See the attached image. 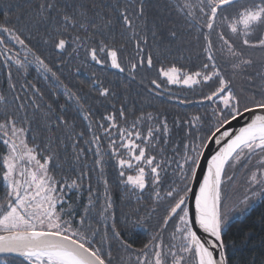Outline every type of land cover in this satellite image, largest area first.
Instances as JSON below:
<instances>
[{"label": "snow or ice", "instance_id": "snow-or-ice-1", "mask_svg": "<svg viewBox=\"0 0 264 264\" xmlns=\"http://www.w3.org/2000/svg\"><path fill=\"white\" fill-rule=\"evenodd\" d=\"M135 7L138 10L130 11L128 5L121 8L116 3L108 11L97 0H76L68 6H61L59 0H43L31 24L51 21L43 32L36 27L44 46L59 54L68 52L71 45H75L73 52L83 47L96 65L127 72L135 80L139 70L155 67L154 57L160 60L170 51L155 43L156 25L151 33L154 44H148L146 31L141 32V27L146 29L144 0H136ZM172 7L187 26V39L178 35L174 25L168 29L169 43L179 40L194 45L199 69L193 72L175 62L162 65L146 87L160 94L157 90L167 91L169 85L199 86L201 103L209 105L204 114L174 120L177 128L186 129L177 143H172V128L163 110L136 114L125 98L119 109L113 105L111 111L97 115L89 103L90 94L115 97L111 84L105 86L93 73L87 93L74 88L32 43L35 37L29 28L13 24L7 15L0 21V59L5 66L15 64L18 71L27 73L29 66L35 65L36 72L53 88L63 89L87 122L86 130L77 131L75 122L64 115L66 105H60L57 112L52 103H41L44 94L32 81L20 84L28 99L14 95L9 100L17 89L9 73L8 94H0V145L6 149L0 152V181L5 189L0 198V253L16 254L21 264H117L112 252L115 242L118 249L135 256V264H227L223 237L229 213L242 205L246 210L252 200L264 198V0H176ZM115 20L122 22L119 33ZM142 20L143 24L137 23ZM133 41L135 53L125 57ZM20 50L25 53L23 59ZM237 77L241 79L239 89L235 87ZM28 107L33 109V118L36 112L41 113L50 133L43 143H35V135L33 142L27 139L32 120L21 113H27ZM57 128L60 136L55 134ZM89 134L84 143L95 145L94 163L100 170L97 179H103L104 156L110 153L116 160L119 184L127 193L125 199H134L138 205H129L123 223L139 216L132 225L135 230L153 215L157 217L141 248H133L124 239L125 232L115 220L110 232L101 235L99 228L86 223L87 216L77 222L65 209L64 192L79 189L84 179L90 181L92 176L84 170L75 176L56 175L54 169L67 163V156L60 159L61 149L66 147L64 137L82 140ZM73 149L78 164L86 150L75 142ZM241 167L245 179L239 185L235 172ZM103 183L105 201L98 215L107 220L114 204L109 182L104 179ZM227 185L234 186L231 196L225 191ZM149 189L152 205L146 216H140L139 205ZM189 196L193 197L191 207ZM89 211L86 207L85 212Z\"/></svg>", "mask_w": 264, "mask_h": 264}, {"label": "trees", "instance_id": "trees-1", "mask_svg": "<svg viewBox=\"0 0 264 264\" xmlns=\"http://www.w3.org/2000/svg\"><path fill=\"white\" fill-rule=\"evenodd\" d=\"M43 0H0V21L5 19V15L11 20L13 24H19L21 27H27L30 29L31 34L35 39L32 41L33 44L37 45L48 61L53 65L58 72L62 73V78L66 83H69L74 88L81 89L83 93H87V84L90 83L93 73L105 81V86L111 84L115 97L108 99L98 98L96 93H91L92 99L89 103L93 106L94 111L97 115L103 114L105 110L111 111L112 106L115 105L117 109L121 107L122 102L127 98V107L136 109V114L140 111L144 112H156L165 111L167 114L168 122L172 128V143H177L184 135L186 130L184 127L177 128L174 125V120L179 117L181 120L187 118L190 115L200 113L204 114L208 109L209 105L207 102L202 101L201 88L196 86L195 89L184 88L181 86L169 85L167 91L157 90L149 92L146 85L148 82L157 76L159 68L168 66L175 62L177 65H183L185 69L191 71H197L199 69L200 60L197 59V49L194 45H188L178 41H172L169 43L168 40V29L175 25L178 35L187 39L185 31L187 26L185 25L182 18H180L173 5L176 0H144L145 3V17H146V29L141 27L142 34L146 31L148 37V44L153 45L152 39L153 25H156L158 31V39L155 43H159L160 49L163 50L166 47L170 48V51L164 52V55L160 60H156L154 57L155 67L152 70L145 71L141 69L136 75V79L133 80L125 73H119L117 70L110 68L109 66L96 65L91 61L90 57L86 56L85 49L81 47L77 52H73L72 49L75 45H71L68 52L59 54L57 51L44 46L40 40L39 33L36 27H39L40 32L51 23L41 24L33 26L31 22L36 17V10L39 4ZM76 2V0H59L61 6H68ZM83 3L86 0H79ZM98 3L106 6V10L111 11L112 5L119 3L120 7L123 8L125 5L129 6L130 11L138 10L136 0H97ZM71 11V8H69ZM231 11V10H229ZM19 18V19H18ZM121 21L115 20V31L117 33L121 30ZM138 24H143L142 21H137ZM28 35V31L25 32V36ZM13 51H17L16 48ZM148 49L145 52L147 54ZM69 52L72 53L69 56ZM135 53V42L129 44L127 51L123 54L125 57L132 56ZM258 54V53H257ZM20 58L23 59L25 53L20 50ZM66 61L61 65V61ZM56 66H59L57 68ZM11 72L12 79L16 81L17 89L15 93L8 96L11 100L14 95H22L23 90L20 88V84L26 80L32 81L37 85L44 94V101L41 103L47 104L52 103L60 112V105H66L67 110L64 115L70 120L74 121L76 130H86L87 122L83 121L78 112L75 110V106L72 102L68 101L64 95L62 88H53L48 79H45L44 75L36 72L35 65L29 66L27 73L22 70L18 71L17 66L12 64L11 67L5 66L3 59H0V94H8V77ZM143 80V83L141 82ZM54 83V82H52ZM241 86L240 77L236 78L235 87L239 89ZM207 92L208 89H203ZM30 95H34L30 92ZM22 99H28L27 96L22 95ZM38 99V97H37ZM97 99L100 103H97ZM181 101H187L181 103ZM19 103V102H17ZM2 111V108H0ZM28 115L32 120L30 131L26 134L29 142L32 141L33 135L37 137L35 143H43L50 135L47 129L44 127L41 113L36 112L33 118V109L28 107L27 113H21V116ZM57 136L61 135V129L57 128L55 131ZM90 134L86 135L82 140H74V138L64 137L65 148L61 149L60 159L63 161L67 156V163L63 165V168H55L54 172L57 176L68 175L75 176L79 175V170L90 172L92 179L89 181L87 178L84 179L81 187L67 189L64 192L65 202L64 206L67 211L72 214L73 219L79 222L82 216H87L88 220L92 223L93 227L100 229L101 235L105 231L111 230V224L113 220L116 221L118 227L122 232H125L124 239H127L132 243L133 248H141L143 244L150 238L151 231L157 223V217H153L148 220L146 224H143L139 229H132V225L135 220L139 219V216L130 218L129 223L126 225L123 223V214L129 213L131 205L132 208L137 207L134 199H125L127 193L124 186L119 184L118 172L116 168V160L111 157L110 153L104 156L105 169L103 179H97L99 174V168L96 167L94 161L95 156V145H89L84 143V140L89 139ZM76 143L78 147H83L86 150V154L80 157L78 164L74 161V149L73 143ZM106 144V141H105ZM91 149L90 151L88 149ZM6 149L0 145V152H4ZM233 172L230 170L229 175ZM236 175V174H235ZM106 179L110 185V194L114 208L109 211V218L107 220L102 219L98 213L101 210V204L105 201L104 197V183ZM170 177L166 178V181ZM90 186L92 193L90 195ZM5 192L3 182L0 181V198L3 197ZM151 189L143 193L142 204L139 205L141 208L140 216L147 215V209L152 205V201L149 198ZM227 194L231 192L226 191ZM91 199L92 203H89ZM90 211L85 212V208ZM171 231V228L169 229ZM167 238V234H165ZM100 237L97 236V240ZM224 242L226 245L225 254L227 257V264H264V198L257 197L254 201L250 202L245 210V213L241 216L232 218L224 226ZM108 245H105L107 248ZM113 256L116 258L117 264H135V256L129 252H125L122 249L116 247L115 242L112 245ZM0 264H21L20 257H0Z\"/></svg>", "mask_w": 264, "mask_h": 264}, {"label": "rangeland", "instance_id": "rangeland-1", "mask_svg": "<svg viewBox=\"0 0 264 264\" xmlns=\"http://www.w3.org/2000/svg\"><path fill=\"white\" fill-rule=\"evenodd\" d=\"M253 163H255L254 160H253ZM230 170L232 171V169H229V173H230ZM235 174H236L235 176H236L237 183L239 185H242L244 182V179H245V172H244L243 168L241 167V168L237 169ZM227 190H228V192H231V194H229V196H231L233 191H234V186L233 185H227L225 188V191H227ZM240 191H243L242 187L240 188ZM254 200H252V201H254ZM244 213H245V206L242 205L239 208H237V209H235L229 213V218H228L227 222H229L232 218H234L236 216L243 215Z\"/></svg>", "mask_w": 264, "mask_h": 264}, {"label": "water", "instance_id": "water-1", "mask_svg": "<svg viewBox=\"0 0 264 264\" xmlns=\"http://www.w3.org/2000/svg\"><path fill=\"white\" fill-rule=\"evenodd\" d=\"M110 67V66H109ZM111 68V67H110ZM116 70V69H114ZM118 71V70H117ZM168 92V91H167ZM239 125H237L238 127ZM213 147H216L215 145H213ZM206 163V161H205ZM193 187H198V184H192ZM188 204L189 206L191 207L192 204H193V197L192 196H189V200H188ZM6 256H12V257H18L16 254L14 253H0V257H6Z\"/></svg>", "mask_w": 264, "mask_h": 264}, {"label": "flooded vegetation", "instance_id": "flooded-vegetation-1", "mask_svg": "<svg viewBox=\"0 0 264 264\" xmlns=\"http://www.w3.org/2000/svg\"><path fill=\"white\" fill-rule=\"evenodd\" d=\"M160 90H163V89H160Z\"/></svg>", "mask_w": 264, "mask_h": 264}]
</instances>
